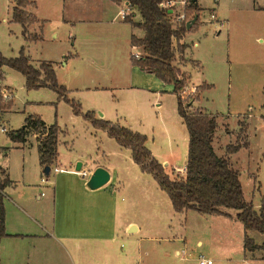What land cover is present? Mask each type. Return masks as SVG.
<instances>
[{
    "label": "rangeland",
    "instance_id": "374dc122",
    "mask_svg": "<svg viewBox=\"0 0 264 264\" xmlns=\"http://www.w3.org/2000/svg\"><path fill=\"white\" fill-rule=\"evenodd\" d=\"M17 1L0 0V53L15 59L24 48L36 68L51 63L70 102L49 87L28 89L23 74L0 66V99L11 103L0 112V167L8 169L11 180L23 176L26 180L40 179L37 141L42 130L34 129L25 146L8 136L21 129L29 117L38 118L48 127H59L58 164L52 169L58 166L65 172L52 170L51 182L55 175L72 179L67 170L76 171L78 163L92 172L98 165L109 166L114 175V181L102 188L109 192L120 188L115 196L120 209L109 218L106 232L115 235L107 255L113 264H148L155 259L161 264H199L200 258L214 264H264L262 251L250 253L245 248L247 238L263 245L264 235L246 231L236 219V211L227 210L234 214L232 218L195 211L180 216L154 177L133 162L132 152L84 118L83 114L93 113L96 119L146 135L153 156L160 163L166 159L171 162L165 165L171 179L186 177L188 131L178 114L174 87L134 65L137 51L132 48V36L142 37L143 30L120 16L119 12L126 10L124 4L28 0L24 11L37 18L28 29L40 37L30 42L23 35L22 25L14 21ZM200 7L199 21L187 31L184 41L185 56L201 65L200 72L189 67L191 83L201 87L195 88L181 69L186 63L181 56L183 38L174 42V66L185 79L183 102L185 106L192 103L191 111H195L201 100V110L218 120L223 135L215 139L217 154L228 153L227 144L243 145L240 158L251 173L240 178L244 196L259 212L264 208V0H198ZM213 9L215 19L211 18ZM74 10H80L84 18L78 19L81 13ZM191 10L189 21L194 19ZM75 19L80 22L74 23ZM127 19L135 21L132 13ZM128 86L135 89H126ZM4 93L11 99L6 100ZM73 102L82 114H75ZM101 198L105 200V196ZM129 222L137 223L141 230L128 233ZM9 247L25 261L26 249L21 244ZM176 250L184 251L187 260H180ZM11 252L5 251L2 264H10V257L9 261L6 258H13ZM93 253L98 258L105 256L101 250ZM21 259L18 264H22Z\"/></svg>",
    "mask_w": 264,
    "mask_h": 264
},
{
    "label": "trees",
    "instance_id": "16d2710c",
    "mask_svg": "<svg viewBox=\"0 0 264 264\" xmlns=\"http://www.w3.org/2000/svg\"><path fill=\"white\" fill-rule=\"evenodd\" d=\"M114 3L128 2L132 14L139 13L142 22L134 23L131 19L125 21L143 30L142 38L132 37V45L143 49V55L133 56V63L142 71L154 74L162 82L173 85V93L177 96L178 114L186 126L189 136L188 160L186 177L173 180L166 173L165 166L160 163L147 147V136L134 132L130 128L121 127L103 119H96L93 113L83 114L96 129L103 130L121 147L132 152V160L140 166L143 172L151 174L160 188L169 196L172 206L177 213L195 211L201 215L226 216L232 218L227 210L237 212L236 219L241 222L246 231L255 230L264 235V208L259 212L253 204L246 201L240 173L228 158L219 157L213 147L218 123L216 117L201 109L191 111L193 104L184 105L180 93L185 86L184 77L174 66L176 49L174 42L182 39L187 33L186 26L176 29L171 24L168 13L160 7L163 0H111ZM28 0H18L14 8V21L23 27V35L27 41L40 39L37 35H28L27 28L36 22L31 13L24 11ZM198 1L193 2L190 14L200 18ZM197 20V23L199 21ZM184 50V47L181 46ZM7 65L20 72L26 79L28 89L49 87L56 91L60 98L70 102L67 89L58 83L55 70L51 63H41L35 67L31 59L22 49L20 56L6 59L0 53V66ZM11 107L0 99V112ZM76 115L82 114L79 105H72ZM264 120V116H263ZM42 130L38 143L41 165L52 167L58 157L59 127H50L38 118L29 117L25 125L16 131L8 133L13 142L24 144L32 131ZM243 145L228 146L229 154L238 152ZM0 174H5L0 171ZM8 177L0 180V239L8 236L5 230V194L4 190L10 185ZM248 252L262 251L264 260V244L259 246L249 238L245 241Z\"/></svg>",
    "mask_w": 264,
    "mask_h": 264
},
{
    "label": "crops",
    "instance_id": "0c3cea01",
    "mask_svg": "<svg viewBox=\"0 0 264 264\" xmlns=\"http://www.w3.org/2000/svg\"><path fill=\"white\" fill-rule=\"evenodd\" d=\"M107 1L114 3L111 0ZM72 12H75V14L80 12L81 14L78 13L80 14L78 19L84 18V14L80 10H74ZM130 12L133 13V11ZM133 18L135 23L142 22V18L139 13L135 12V14H133ZM78 19L73 20L75 21L74 23L80 22ZM126 19H124V21ZM27 31L28 35H37V33H31L28 28ZM181 43L184 47V50L181 52V56H183V59L186 62L181 66V69L189 76V81L191 83L188 71L189 67L192 66L200 72L201 65L198 61L191 60L185 56L187 44L184 41V37ZM132 48L137 51V54H144L143 49L134 47L133 45ZM194 87L199 88L201 86L194 85ZM126 89H135V87L128 86ZM200 101L201 100L197 102L198 108H196V110L201 109ZM111 123L116 124L115 122ZM217 123L218 128L213 140V147L216 154L218 152L215 147L216 136L218 134L220 136L223 135L220 133L221 130L219 122ZM130 129L132 130V128ZM2 132L7 133L6 127H2ZM228 137L230 138V136ZM28 142L27 138V142L24 143L23 146H25ZM59 142L60 141L58 139V143ZM38 145L39 143L37 141V146ZM146 145L149 148L148 141ZM228 145L229 144L225 145L226 151ZM38 154L39 169L37 168V172L40 179L36 178L35 180H26L25 176H23L21 180L13 181L10 178L8 169L0 167V171L4 169L2 171L5 173L4 175L2 174L3 176L0 174V180L8 177L11 181L10 185L4 190L5 230L8 236L0 239V263L2 264L3 262L2 256H4L6 250L10 254L12 249L9 246L13 244H21L26 249L25 261L24 258L21 259V257L16 254L15 249H13L11 252L14 255L13 258L11 259V256H7L6 258L9 261L10 257V261L8 263L18 264L20 263L18 259H21L22 264H113L114 260L110 261L107 255L109 254V246H112L115 242V235L108 236L106 232H108V229L110 228L108 224L109 218H111V216L114 217L113 213H116V211H119L120 209L117 202H115L116 190L120 191V188L116 186L115 190L111 189L110 192L109 189H105L106 191H103L102 188L104 187L98 190H90L87 187L89 180L86 179V176L84 177L80 172L73 170V168L67 170L68 174L72 176V179L66 180L55 175L54 181L51 182L50 175L53 169L51 167L49 176L45 175V168L41 165L39 150ZM217 155L219 157L228 158L232 166L239 171L240 178H242L243 174H246L247 172L251 175V173L245 169L246 163L241 160L239 151L234 154L222 153ZM57 161L58 160H56L54 164H58ZM169 163L171 162L168 159L162 162L164 166ZM97 168L106 169L111 176L109 183L114 181V175L111 173L109 166L98 165L95 169ZM83 170L87 171L91 175L93 173L91 170L86 168L83 169L82 164V171ZM118 182L119 181H116V183ZM114 187L115 185H113V188ZM103 196H105L104 201H102L103 199L101 198ZM189 212L192 211H185L178 214L184 217ZM123 213V210H121L120 214L123 215ZM230 214L232 216L234 215L232 213ZM104 218L108 220L105 221ZM96 219H98V221ZM132 226L136 227V233L141 230L140 225L134 222H129L127 225L128 233ZM198 244L201 245V242ZM95 250H101L105 256L102 258L95 257L93 255ZM71 254L73 255L72 257L69 256ZM176 254L180 260H187L186 256H184L186 254L184 251L176 250ZM65 255L67 257H64ZM137 264H140V261ZM148 264L161 263L155 259Z\"/></svg>",
    "mask_w": 264,
    "mask_h": 264
},
{
    "label": "built area",
    "instance_id": "2783aa9c",
    "mask_svg": "<svg viewBox=\"0 0 264 264\" xmlns=\"http://www.w3.org/2000/svg\"><path fill=\"white\" fill-rule=\"evenodd\" d=\"M194 0H163L160 3V7L161 9H163L165 12L168 13L169 19L171 21V24L173 25L174 28L179 29L183 26H186L187 23L189 22V16H188V10L191 9L192 4H193ZM124 6L126 8V10H121L119 12L120 16L123 19H126L128 15H130V4L128 2H123ZM211 18L215 19L216 18V14H215V10H213L212 14H211ZM135 57H140L141 55L139 54H135ZM181 97L183 95V93H180ZM3 97L6 100L11 99L10 95H7V93H4ZM54 173H63L65 172V170L63 169H59L58 167L54 168ZM80 173L85 177L88 176V172L87 171H80ZM200 264H214L212 260L210 259H204L201 258L200 259Z\"/></svg>",
    "mask_w": 264,
    "mask_h": 264
},
{
    "label": "water",
    "instance_id": "95a60500",
    "mask_svg": "<svg viewBox=\"0 0 264 264\" xmlns=\"http://www.w3.org/2000/svg\"><path fill=\"white\" fill-rule=\"evenodd\" d=\"M197 0H194V2H196ZM198 16H196L193 20L189 21L186 25L187 30H190L196 23L198 20ZM82 170V163H78L77 167H76V171L80 172ZM51 171V167H46L44 170L45 175L49 176ZM111 179L110 173L104 169V168H97L91 178L89 179L88 183H87V187L90 190H98L102 187H104L106 184L109 183ZM136 230L135 226H132L129 229V233H133Z\"/></svg>",
    "mask_w": 264,
    "mask_h": 264
}]
</instances>
